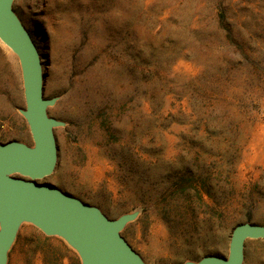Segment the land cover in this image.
<instances>
[{
	"label": "rangeland",
	"instance_id": "374dc122",
	"mask_svg": "<svg viewBox=\"0 0 264 264\" xmlns=\"http://www.w3.org/2000/svg\"><path fill=\"white\" fill-rule=\"evenodd\" d=\"M41 61L56 163L37 181L136 211L121 235L146 264L226 257L264 224V0H13ZM222 13L223 16H220ZM16 55L0 41V142L32 144ZM6 264H80L23 222ZM242 264H264V237Z\"/></svg>",
	"mask_w": 264,
	"mask_h": 264
},
{
	"label": "water",
	"instance_id": "95a60500",
	"mask_svg": "<svg viewBox=\"0 0 264 264\" xmlns=\"http://www.w3.org/2000/svg\"><path fill=\"white\" fill-rule=\"evenodd\" d=\"M13 0H0V41L17 57L24 97L19 112L28 126L32 144L18 140L0 142V264L23 222L45 235L62 238L80 258V264H146L121 235L137 212L106 216L100 208L83 202L50 184L37 181L50 175L56 163L53 128L64 123L48 116L55 98L42 96L39 53L12 8ZM264 237V224H236L226 257L204 255L178 264H242L246 239Z\"/></svg>",
	"mask_w": 264,
	"mask_h": 264
},
{
	"label": "trees",
	"instance_id": "16d2710c",
	"mask_svg": "<svg viewBox=\"0 0 264 264\" xmlns=\"http://www.w3.org/2000/svg\"><path fill=\"white\" fill-rule=\"evenodd\" d=\"M220 16H223V15H222V13H221V15H220Z\"/></svg>",
	"mask_w": 264,
	"mask_h": 264
},
{
	"label": "bare ground",
	"instance_id": "6f19581e",
	"mask_svg": "<svg viewBox=\"0 0 264 264\" xmlns=\"http://www.w3.org/2000/svg\"><path fill=\"white\" fill-rule=\"evenodd\" d=\"M41 70H42V67H41Z\"/></svg>",
	"mask_w": 264,
	"mask_h": 264
}]
</instances>
